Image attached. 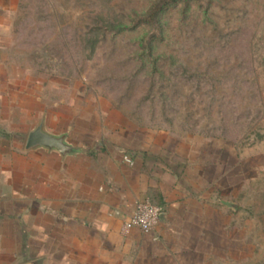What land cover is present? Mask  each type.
Masks as SVG:
<instances>
[{
  "label": "rangeland",
  "instance_id": "374dc122",
  "mask_svg": "<svg viewBox=\"0 0 264 264\" xmlns=\"http://www.w3.org/2000/svg\"><path fill=\"white\" fill-rule=\"evenodd\" d=\"M157 1L0 0V173L42 120L77 147L185 158L209 196L204 264H264V0L143 22Z\"/></svg>",
  "mask_w": 264,
  "mask_h": 264
},
{
  "label": "crops",
  "instance_id": "0c3cea01",
  "mask_svg": "<svg viewBox=\"0 0 264 264\" xmlns=\"http://www.w3.org/2000/svg\"><path fill=\"white\" fill-rule=\"evenodd\" d=\"M66 142L77 150L25 149L17 157L23 170L0 173V244L19 251L0 247V264H19L20 254L27 257L20 264H204L194 245L208 238L209 196L189 180L185 158L133 150L130 166L115 150ZM145 199L162 205L163 218L150 233L125 232L134 204Z\"/></svg>",
  "mask_w": 264,
  "mask_h": 264
},
{
  "label": "built area",
  "instance_id": "2783aa9c",
  "mask_svg": "<svg viewBox=\"0 0 264 264\" xmlns=\"http://www.w3.org/2000/svg\"><path fill=\"white\" fill-rule=\"evenodd\" d=\"M123 160L128 165L134 164V160L130 156H124ZM162 214H164L163 207L151 200L138 201L135 204L133 213L124 222L123 229L128 232L133 228H137L144 233H150L159 224Z\"/></svg>",
  "mask_w": 264,
  "mask_h": 264
},
{
  "label": "water",
  "instance_id": "95a60500",
  "mask_svg": "<svg viewBox=\"0 0 264 264\" xmlns=\"http://www.w3.org/2000/svg\"><path fill=\"white\" fill-rule=\"evenodd\" d=\"M66 136L53 135L45 130L44 120H42L35 129L27 136L25 149L27 151L36 148H45L48 150L58 151L61 155H66L75 152L77 149L66 142ZM161 216V219L163 218ZM28 264H36L34 262Z\"/></svg>",
  "mask_w": 264,
  "mask_h": 264
},
{
  "label": "trees",
  "instance_id": "16d2710c",
  "mask_svg": "<svg viewBox=\"0 0 264 264\" xmlns=\"http://www.w3.org/2000/svg\"><path fill=\"white\" fill-rule=\"evenodd\" d=\"M192 1L194 0H159L147 11L143 22H146L147 24L158 22L163 13L171 10L178 4H185L186 6H188ZM157 205L162 207V205L160 204Z\"/></svg>",
  "mask_w": 264,
  "mask_h": 264
}]
</instances>
